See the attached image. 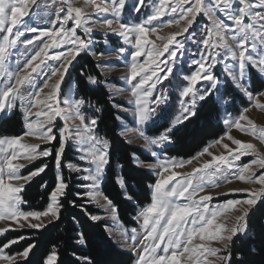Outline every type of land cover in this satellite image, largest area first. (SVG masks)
<instances>
[{
    "label": "snow or ice",
    "instance_id": "obj_1",
    "mask_svg": "<svg viewBox=\"0 0 264 264\" xmlns=\"http://www.w3.org/2000/svg\"><path fill=\"white\" fill-rule=\"evenodd\" d=\"M78 2L79 0H0V113H10L19 103L27 129L23 136L0 138V221L19 223L23 220L28 222V227L39 230L46 225L42 222L31 223L32 220L41 221L42 217L59 220L63 207L61 197L69 187L61 174L64 166L73 172L86 173L81 177L89 182L85 185L90 189L86 195L93 201L97 199L95 189L99 187L105 170L111 163L110 141L98 134V118L85 115L83 108L87 102L84 98L76 99L69 94L61 101L65 77L73 67V61L81 53L92 52L96 43L92 34L97 29L102 30L106 37L108 34L120 37L123 44L132 49L129 51L120 47L113 54L118 59L125 57V54V58L130 57L127 76L132 97L130 102L134 104L133 115L140 126L139 136L146 146L164 148L172 144L174 131L197 114L198 104L220 93L225 81L214 72L218 65H223L225 76L236 89L264 110V104H261L264 90L254 93L249 86L250 69L264 78V0H136L133 12L140 13L142 8L147 9L143 19L137 21L124 19L127 0H84L82 7L76 6ZM89 8L92 9L91 14L87 11ZM100 14H103V19L91 18L92 15ZM200 15L209 23L200 26L201 39L196 40L192 39L197 34L193 25ZM165 16L169 18L163 19ZM41 18H48L45 22L50 25L49 28L35 26L34 21ZM173 26L176 31L166 36L159 35V32ZM78 29L87 38L80 36ZM150 36L155 39H150ZM45 37L48 38L47 41L44 40ZM178 37H184V40ZM186 40L199 45L198 50L191 54V64L195 69L190 74H183L178 67V61H182L185 55ZM65 45L69 46L66 51L51 53L52 48H64ZM18 46H22L24 51H19ZM17 51L23 59L17 58L13 67L12 57ZM92 54L97 55L94 52ZM104 55L105 53H99L98 57ZM141 57H144L143 61L140 60ZM47 61L58 63L49 65ZM41 76L44 77L43 82L38 84L37 80ZM170 77L180 81L175 85L179 92V108L177 114L168 120V90L166 87L158 90V85H163L164 81L171 84ZM88 82L95 85L98 80L89 76ZM224 102L227 103V100ZM95 110L101 111L100 108ZM248 111L245 108L234 120L225 119L224 123L229 130L236 128L246 131L249 135L258 136L264 143V128L256 129L244 115ZM57 118L63 121L62 127H57ZM158 120H168L164 131L155 137L147 136L144 129ZM75 121L79 123L73 127ZM242 121H246L251 126L250 129H245ZM57 132L58 146L54 145L56 185L49 193V203L43 211H24L21 205L27 201L20 196L24 191V184L12 182L28 183L33 177L45 172L48 165L45 163L28 175H22L24 165L14 161L47 158L53 155V148L41 149L39 144L22 143V140L24 136H31L47 144H54L57 142ZM223 139L214 141L186 162L158 160L156 164L147 165L150 169H160L156 173L159 178L149 185L151 202L142 207L136 217L140 224L139 230L132 228V235L123 237L124 247L135 256L132 264H185V261L207 264L208 256L214 257L219 264H231L234 238L248 231L247 218L250 210L259 201H264V173L256 176L251 171L253 165L264 169V156L256 152L253 144L233 139L230 135L227 139L237 145V148L229 149L224 144L228 156L210 153L208 148L222 143ZM69 142L76 146L80 153L79 159L88 167L63 164ZM205 154L212 157L211 161L203 163L182 178L177 179L179 174L171 171L182 168L185 163L190 164L192 160H198ZM250 154L256 155L257 159L250 164L236 163L242 156ZM152 155L156 156L157 153L152 152ZM166 173L169 174L166 176ZM233 179L260 187L233 189V192L246 191L248 198L227 200L211 208V195L196 199L206 189L231 183ZM116 183L122 190L124 199L132 201L134 196L129 191L126 178L118 175ZM170 184L171 187H168ZM108 207L112 215L117 213V208L111 201H108ZM229 210L239 212L234 217V222L229 225L226 218L224 222L217 223L218 217ZM90 219L97 221L101 217L92 215ZM19 226L24 227L23 224ZM8 230V227L0 228V235ZM197 237L202 242L215 241L221 248L209 247L205 243L192 246ZM23 239L25 237L21 236L0 246V261L18 264L17 256L27 260L34 244L28 245L16 256L4 252ZM76 242L80 245L86 243L83 234L79 235ZM76 259L92 264L88 257ZM57 261L58 252L53 248L44 264H57Z\"/></svg>",
    "mask_w": 264,
    "mask_h": 264
},
{
    "label": "trees",
    "instance_id": "obj_2",
    "mask_svg": "<svg viewBox=\"0 0 264 264\" xmlns=\"http://www.w3.org/2000/svg\"><path fill=\"white\" fill-rule=\"evenodd\" d=\"M92 76L98 80L93 85L88 82ZM74 81L76 96L84 98L86 104L91 105L94 115L98 118V132L110 141L111 163L106 170V179L102 185V194L117 208L119 221L125 226H137L134 220L139 208L151 202V189L149 185L157 181L156 176L134 163L135 155L149 158L140 149L130 145L119 134V113L115 101L103 83L99 63L89 54L78 57L71 68L65 84ZM251 84L254 90H262L264 81L252 76ZM225 95L230 98L228 109L233 115H238L242 109L247 108L249 101L236 93L232 85L225 88ZM96 108L101 111L96 112ZM155 130H162L164 125ZM10 127L13 129L10 130ZM22 121L15 114L4 119L0 124V131L8 135H19L23 130ZM226 125L222 121V108L219 101L212 95L207 101L200 102L197 114L184 125L174 131V142L165 150V155L181 161H188L197 153L219 140L226 132ZM58 146V140L55 143ZM55 152V148H54ZM77 152L68 146L63 157V164L78 165ZM55 153L46 159L37 161L25 171L39 168L43 164L48 167L45 172L29 182L21 193L24 211H43L49 203V193L56 185L57 169L55 166ZM120 165L121 167H118ZM81 167V166H80ZM61 174L69 187L61 197L63 207L60 219L46 227L37 229H21L7 232L0 238V246L9 240L25 237L17 244L6 249L8 255L15 256L22 252L28 245L35 247L27 260H18V264H44V260L53 248L58 252L57 264H87L86 261L77 260L76 257H88L92 264H132L135 256L118 248L107 231L105 221H93L90 216H100L101 211L84 197L82 188L84 182L79 180L77 173H72L64 166ZM123 175L128 183V188L134 196L132 201L124 199L122 190L116 183V177ZM83 234L86 243L78 244L79 235ZM231 264H264V201L258 204L248 216V231L245 235L235 238L231 245Z\"/></svg>",
    "mask_w": 264,
    "mask_h": 264
},
{
    "label": "rangeland",
    "instance_id": "obj_3",
    "mask_svg": "<svg viewBox=\"0 0 264 264\" xmlns=\"http://www.w3.org/2000/svg\"><path fill=\"white\" fill-rule=\"evenodd\" d=\"M38 2H40V0H38ZM46 2H50V0H46ZM83 2H84V0H79V2L76 4V6L82 7ZM135 2H136V0H127L125 12H124V19L126 21H128V20L137 21L139 19H143V16L147 13V9H143V8L141 9L140 13L133 12L132 7L135 4ZM149 2H150V0H149ZM87 11L89 12V14L92 13L91 8L87 9ZM91 18L92 19H103V14H100L98 16L92 15ZM168 18H169L168 16L163 17V19H165V20H167ZM46 19H48V18H41V19L35 20L34 21L35 26H37L41 29L49 28L50 25L45 22ZM70 23L71 22H69V24ZM208 23H209V21L203 15L198 16L196 24L193 25V27L197 29V34H196V36L192 37V39H196V40L201 39V33L199 30L200 26L208 24ZM176 30L177 29L175 28V26H173L171 28H166L163 31L159 32V35L166 36L170 32H174ZM189 31L191 32L192 29H190ZM77 32L80 36L84 37V33L82 30L78 29ZM31 35L35 36L36 34H31ZM92 37L96 41V43L93 45L92 52L81 53L80 55L89 54L99 63V69L101 71L102 78L104 80L103 83L106 86V88L108 89L109 93L111 94L112 99L115 101V103H116L115 107L119 113V124H120L119 134L123 138H125L130 145L140 149L141 152H143V154H145L149 158L148 160H146L142 155H135L134 159H133L135 165L140 167V168L148 170L154 176H156V178L158 179L159 177L156 175V173L158 171H160V169L159 168L150 169L149 167H147V165L156 164L158 162V160H175L177 162H179L181 160H178L175 158H170V157L165 155V153H164L165 150L169 146H171V144L166 145L164 148H158L156 146H146L144 140L139 136L138 129L140 128V126L137 123V121L133 115L134 104L130 102V101H132V97H131L130 91H129L130 85L127 82V76L129 75L128 65L130 62V57L125 58L127 56V54H125V57H121L118 59L117 56L115 54H113L115 52V50L120 48V47H125L129 51H131L132 49L129 45H124L122 42V39L120 37L115 36V35H111V34H108L106 37L105 33L100 29L95 30L92 34ZM84 38H87V37H84ZM22 39H24V38H22ZM150 39L154 40L155 37L150 36ZM178 39L184 40V37H178ZM44 40L47 41L48 38L45 37ZM105 40H107V42H105ZM37 43H40V42L37 41ZM157 43H160V42L157 41ZM185 44H186L185 55H184V58L182 61H178V67L182 70L183 74H190L191 71H193L195 69V66L191 64V60L193 59L191 54L198 50L199 45L193 44L191 42V40H186ZM18 47H19V51H24L22 46H18ZM32 47H34V46H29V48H32ZM68 47H69L68 45H65L64 48H59V49L52 48L51 53L54 54V53L59 52V51H66ZM19 51H17L16 54L12 57V60H13L12 66L13 67H15V60L17 58L23 59L22 57L19 56ZM93 52L96 53L97 55H93L92 54ZM99 53H105V55L103 57H98ZM78 57H77V59H78ZM196 58H198V57H196ZM143 59H144V57L140 58L141 61H143ZM76 60L73 61V65L76 62ZM57 63L58 62H56V61H47V64H49V65H55ZM42 67H44V66L42 65ZM71 68L69 69V72H70ZM69 72H68V74H69ZM214 72L217 76H219L221 78V80L225 81V83L220 88V93L213 95L219 101V103L221 105L222 121L224 123L225 119L234 120L236 117H238L242 113L243 109L241 110V112L238 115H233L230 112L228 107L230 106L231 100H230V98H228L225 95L226 86L228 84L232 85V87L236 93L242 95L247 100H248V98L246 96H244L243 93H241L238 89H236L234 87L232 81L229 80L225 76V74L223 72V65H218L214 69ZM68 74L66 75L65 81L62 84L61 101H63L64 96L69 95V94L71 96H73L74 98L79 99V97L76 96V88H75L74 81H71L68 84H65V82L67 81ZM33 75H35V74H33ZM252 76H256V78H258L259 80H262V81H264V78L260 77V75L258 73H256L255 70L250 69V72H249L250 90L253 91L254 93L261 91V90H254V88L252 87V84H251ZM43 79H44V77L41 76L37 80V83L38 84L42 83ZM169 79L171 80V84L169 83V81H164L163 85H158V90L164 89L165 87L168 90V95H169L168 108H167L168 120H170L172 117H174L178 112L179 92H178V89L175 87V85L178 82H180L179 80L173 79L172 77H170ZM262 90H264V88ZM47 91L48 90L46 89L45 92H47ZM42 96H43V94H42ZM225 100H227V103L224 102ZM261 104H264V98H261ZM247 108L249 109V111L247 113H244V115H246L248 117V119L252 121V123L255 125L256 129L264 128V110H261L260 107H257L255 105V102H253V101H249ZM124 109H127V111H125ZM33 111H36V109H34ZM83 111L87 117L95 116L94 110L89 108V106L87 104H85ZM15 114H17L19 116V119L22 121V125H23L22 129L23 130L21 131V134H19V135H15V134L8 135V134H5V133L0 131V138L13 137V136H23L24 133L27 131V129L24 126L23 116H22V113H21V110L19 107V103H17L16 108H14L10 113H8V114L0 113V124L4 119L11 118ZM33 119H35V117H33ZM168 120H158V122L155 124H149L144 129L145 134L149 137H155V136L159 135L161 132L164 131V128L162 130H159V131L155 130V129L164 123H168ZM78 123H79V121L73 122V127L75 126V124H78ZM241 123L245 129H250L251 126L248 125L246 121H242ZM56 124H57V127H62L63 121L60 120L59 118H57ZM226 128H227V130H226L225 134L222 136L224 138L222 140V143L214 144V146L209 147L208 150L210 153H212L213 155H217V156H219L221 154L228 156V151L223 147L224 144H227L229 149L237 148V145L233 144L231 140L227 139V136L230 135L233 139L240 140L244 143L253 144L255 146L256 152H258L260 156H264V143H262L260 141L258 136L249 135V134H247L246 131H241V130H238L236 128H231V130H229L227 125H226ZM12 129H13V127L12 128L10 127V130H12ZM97 132H98V130H97ZM98 134L101 135L99 132H98ZM57 140H59V133L58 132H57ZM22 143L39 144L41 146V149L53 148V153H55L54 152V145L56 142H54V144H47V143L43 142L42 140L35 139L31 136H24ZM68 146L73 148V150L78 153L76 158L78 159V161H80L79 166H81L82 168L88 167V165H86L83 161H81L79 159L80 153L76 150V146L72 142H69ZM152 152H156L157 155L153 156ZM49 157H47V158H49ZM42 159H46V158H38L34 161H28L25 159H18L17 161H14V163L23 164L24 167L21 169V174L22 175H28L25 173V171L27 169H29V167L33 166V164H35L37 161L42 160ZM211 159H212V157L210 155L205 154L204 156L200 157L198 160H192V163H190V164L185 163L184 167L174 168L171 171L178 173L179 175L177 176V179H180V178H182L183 175L191 173L193 171V169L201 167L203 163L209 162V161H211ZM255 159H257L256 155H253V154L245 155V156H242L241 159L239 161H237L236 163L239 165L250 164ZM140 165H143V166H140ZM106 170H107V168H106ZM106 170H105V175H104L102 182L100 183L99 187L97 189H95V192L97 193V199L95 201H93L92 199H90L86 195V193L88 191H90V189L85 187V185H87L89 182L81 179L82 175H84L86 173L73 172L71 170H70V172L77 173L79 175V180L84 182V186L82 187L85 191L84 197L87 198L90 201V203L94 204L95 207L97 209H99V211H101V215L99 216V217H101L100 220L105 221V223L107 224V231H108L110 237L115 242V244L118 246V248H120L121 250H123L125 252H129V253L133 254L126 247H124L123 237L125 235L130 237L132 235V233H131L132 228H137L139 230L140 224L137 222L136 217H137L138 212L140 211L141 208H139L137 215L134 218V220L137 222V226H125L119 221L117 213L115 215L111 214V210L108 207V200L102 194V185L106 179ZM251 171H254L256 176H259L261 173H264V169H261V168L257 167L256 165L252 166ZM168 174L169 173H166L165 175L167 176ZM36 177L37 176L33 177L32 180H34V178H36ZM12 183L13 184L22 183V184H24V187H25L29 182L25 183L24 181H19V182L13 181ZM172 183H175V181H173ZM168 187H171V184ZM258 187H260V186L255 185V184H246V183L241 182L239 180L233 179L231 183L222 184V186L214 188V189H206L204 192L199 193L196 196V199L199 200L200 196H203V195H211L213 197V200L209 204V207L211 208V207H215L216 205L223 204L227 200H235V199L243 200V199L248 198V193L246 191H235V192H233L232 191L233 189L240 190V189L258 188ZM224 193H228V195H224ZM20 196H21V193H20ZM260 202L261 201H259L257 203V205ZM239 207L240 206H237V208H239ZM21 208L23 209V204L21 205ZM254 208H252L250 210V213L252 212V210H254ZM236 215H239V212H237L235 210L226 211L223 216L218 217L217 223L224 222L225 219L227 218L226 222L229 225H231L234 222V217ZM54 221H56V220H52L51 218L42 217L41 221L32 220L31 223L42 222L43 224L47 225V224H50ZM20 224H23L24 227L21 228L19 226ZM4 227L9 228V230L7 232L13 231V230H21V229H33V228L28 227L27 221H23V220H20L19 223L14 222V221H7V220L0 221V228H4ZM7 232H5L3 235H0V238L2 236H4ZM243 235H245V234H243ZM238 236H242V235H238ZM234 240H235V238H234ZM200 243H205L207 246L213 247V248H221V245L219 243H217L215 241H211V240L202 242V241H200L199 237L194 239L192 246L198 245ZM4 252H5V254L8 255V253L6 252V249L4 250ZM18 260H22V259L19 256H17V261ZM0 264H7V262L0 261ZM185 264H191V262L185 261ZM207 264H219V262H217L214 257L208 256L207 257Z\"/></svg>",
    "mask_w": 264,
    "mask_h": 264
},
{
    "label": "water",
    "instance_id": "obj_4",
    "mask_svg": "<svg viewBox=\"0 0 264 264\" xmlns=\"http://www.w3.org/2000/svg\"><path fill=\"white\" fill-rule=\"evenodd\" d=\"M261 202H262V201H261ZM261 202H260V203H261ZM260 203H259V204H260Z\"/></svg>",
    "mask_w": 264,
    "mask_h": 264
}]
</instances>
